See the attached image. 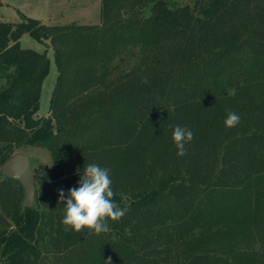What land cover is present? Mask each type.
Returning a JSON list of instances; mask_svg holds the SVG:
<instances>
[{"label":"trees","instance_id":"trees-1","mask_svg":"<svg viewBox=\"0 0 264 264\" xmlns=\"http://www.w3.org/2000/svg\"><path fill=\"white\" fill-rule=\"evenodd\" d=\"M24 33L53 52L46 117L49 60ZM176 125L193 133L184 156ZM21 146L51 159L31 207L0 175V264H264V0H100L95 24L0 21V164ZM89 163L127 209L99 235L66 231L58 204Z\"/></svg>","mask_w":264,"mask_h":264},{"label":"rangeland","instance_id":"rangeland-1","mask_svg":"<svg viewBox=\"0 0 264 264\" xmlns=\"http://www.w3.org/2000/svg\"><path fill=\"white\" fill-rule=\"evenodd\" d=\"M168 1L177 6L186 4L192 7L193 5V0ZM99 3L100 0H0V21L17 22L22 16H26L37 19L44 25H62L71 22L95 24L99 23ZM19 45L22 48H30L37 52L45 51L49 60L48 72L41 83L38 108L35 112L37 117H46L49 114L48 99L57 74L52 49L47 41L44 43L38 42L27 33L20 36ZM135 61L134 58H131L129 65H132ZM15 150L26 152L29 155L33 169L38 170L40 173L47 170L51 158L45 148L21 146ZM39 186V182L36 181L35 189Z\"/></svg>","mask_w":264,"mask_h":264},{"label":"clouds","instance_id":"clouds-1","mask_svg":"<svg viewBox=\"0 0 264 264\" xmlns=\"http://www.w3.org/2000/svg\"><path fill=\"white\" fill-rule=\"evenodd\" d=\"M148 81L145 80L144 83ZM240 123V115L229 111L224 120L226 129L235 128ZM193 139L190 129L176 125L172 131V141L177 149V156L186 154V143ZM112 180L107 168L96 163L84 166L83 175L79 176L77 187L68 189L67 197L63 190H58V204H63L64 215L61 220L65 230L80 232L88 230L99 235L111 231L109 221H119L127 212L115 201ZM111 264V259L105 261Z\"/></svg>","mask_w":264,"mask_h":264},{"label":"water","instance_id":"water-1","mask_svg":"<svg viewBox=\"0 0 264 264\" xmlns=\"http://www.w3.org/2000/svg\"><path fill=\"white\" fill-rule=\"evenodd\" d=\"M0 175L16 179L22 186L21 207H31L35 196V182L43 178L38 170L31 167L26 152L14 150L0 164Z\"/></svg>","mask_w":264,"mask_h":264}]
</instances>
